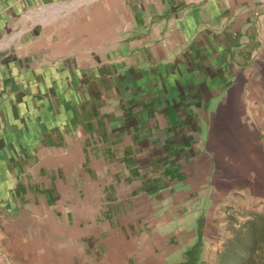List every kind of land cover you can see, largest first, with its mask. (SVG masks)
Instances as JSON below:
<instances>
[{"label":"crops","instance_id":"1","mask_svg":"<svg viewBox=\"0 0 264 264\" xmlns=\"http://www.w3.org/2000/svg\"><path fill=\"white\" fill-rule=\"evenodd\" d=\"M250 203L264 0H0V264H215Z\"/></svg>","mask_w":264,"mask_h":264},{"label":"trees","instance_id":"2","mask_svg":"<svg viewBox=\"0 0 264 264\" xmlns=\"http://www.w3.org/2000/svg\"><path fill=\"white\" fill-rule=\"evenodd\" d=\"M215 264H264V215H247L222 244Z\"/></svg>","mask_w":264,"mask_h":264},{"label":"rangeland","instance_id":"3","mask_svg":"<svg viewBox=\"0 0 264 264\" xmlns=\"http://www.w3.org/2000/svg\"><path fill=\"white\" fill-rule=\"evenodd\" d=\"M251 213L264 215V208H260L258 205L255 206L250 203L246 206L242 213L236 212L235 214V210H233L231 214L228 215V220L223 221V224H221V229L220 226H217L218 231L220 229L222 232L220 235L222 236V239L226 240L228 237H230L233 229L236 228L238 224L242 223L247 218V215H250ZM214 234L212 235L213 239L219 240V237ZM227 235L228 237L226 238ZM210 243L215 244L214 240H210Z\"/></svg>","mask_w":264,"mask_h":264}]
</instances>
